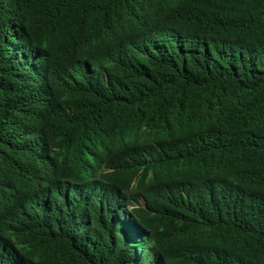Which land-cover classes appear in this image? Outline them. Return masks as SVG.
I'll use <instances>...</instances> for the list:
<instances>
[{
    "label": "trees",
    "instance_id": "obj_1",
    "mask_svg": "<svg viewBox=\"0 0 264 264\" xmlns=\"http://www.w3.org/2000/svg\"><path fill=\"white\" fill-rule=\"evenodd\" d=\"M0 264H264V0H0Z\"/></svg>",
    "mask_w": 264,
    "mask_h": 264
}]
</instances>
